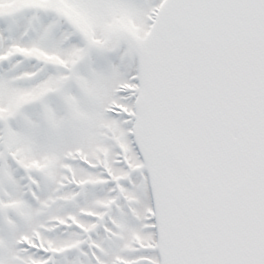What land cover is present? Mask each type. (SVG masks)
<instances>
[{"label": "snow or ice", "instance_id": "snow-or-ice-1", "mask_svg": "<svg viewBox=\"0 0 264 264\" xmlns=\"http://www.w3.org/2000/svg\"><path fill=\"white\" fill-rule=\"evenodd\" d=\"M0 264H264V0H0Z\"/></svg>", "mask_w": 264, "mask_h": 264}]
</instances>
